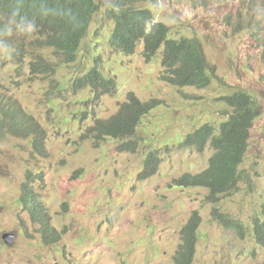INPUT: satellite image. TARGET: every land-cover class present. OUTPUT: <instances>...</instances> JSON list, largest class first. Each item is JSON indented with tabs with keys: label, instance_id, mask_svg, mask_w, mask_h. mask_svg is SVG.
I'll return each mask as SVG.
<instances>
[{
	"label": "rangeland",
	"instance_id": "rangeland-1",
	"mask_svg": "<svg viewBox=\"0 0 264 264\" xmlns=\"http://www.w3.org/2000/svg\"><path fill=\"white\" fill-rule=\"evenodd\" d=\"M145 6L153 23L168 27L169 38L201 43L218 80L205 89L176 88L159 79L160 54L145 59L141 43L132 55L115 51L103 2L73 63L64 64L51 48L31 51L18 49L19 41L18 47L0 41V93L35 119L46 139L44 152L37 153L30 139L0 133V264H171L193 211L202 220L193 264H264V248L253 237L255 220L264 221V111L250 130L237 192L213 205L205 201L207 189L169 185L207 168L208 145L198 152L180 143L201 125L226 119L222 96L244 90L264 106V0H155ZM256 18L260 25L250 27L246 20ZM37 54L54 65L53 73L31 70ZM93 67L117 87L97 103L90 89L73 90ZM129 93L141 102L159 101L139 124L137 151L119 152L114 139H87L94 120L115 114ZM149 151L158 153L160 164L141 180ZM27 172L43 176L34 189L51 226L62 233L58 243L39 238L19 203ZM214 206L243 233L214 220ZM4 235L11 236L9 244Z\"/></svg>",
	"mask_w": 264,
	"mask_h": 264
},
{
	"label": "trees",
	"instance_id": "trees-1",
	"mask_svg": "<svg viewBox=\"0 0 264 264\" xmlns=\"http://www.w3.org/2000/svg\"><path fill=\"white\" fill-rule=\"evenodd\" d=\"M100 2L104 4L106 19L113 23L108 43L115 51L132 55L138 43L142 42V55L150 59L162 49V75L159 79L176 88L205 89L218 80L215 65L208 62L197 39H169L167 26L162 23L151 24L153 15L149 8H145V4L151 5L155 0H0V41L17 47L21 45L20 49L31 51L51 48L64 64L73 63L91 20L100 9ZM246 22L255 28L260 25L261 18L254 21L247 19ZM242 23L239 18L236 26L240 29ZM149 24L152 26L147 31ZM23 41H28L27 45ZM30 67L33 72H54V65L38 54L36 60L30 62ZM77 88L90 89L92 100L97 103L102 96L114 93L117 87L112 79L104 77L97 67H93L75 80L73 90ZM219 101L225 108L226 119L217 126L211 123L201 125L180 143V146L194 148L198 152L208 145L212 154L207 168L198 174L185 173L169 184L182 189H207L205 201L213 205L219 203L221 197L230 196L239 190L242 181L239 166L247 150L250 130L264 111V106H260L256 98L242 90L222 96ZM158 105L156 99L141 102L133 93H129L127 102L115 114L105 120H94L85 136L97 142L105 138L114 139L118 142L119 152L135 153L139 145V124ZM0 133L28 138L37 153L44 152L46 139L39 123L26 114L16 101L1 93ZM159 164L158 153L149 151L139 178L144 180L152 177ZM20 200L37 226L39 238L46 245L57 241L59 235L51 228V217L29 183L22 185ZM211 216L222 226L243 233L242 226L222 213L218 206L212 207ZM201 222L198 212L193 211L181 229V243L171 264H193ZM253 237L256 244L264 248V221L255 220Z\"/></svg>",
	"mask_w": 264,
	"mask_h": 264
},
{
	"label": "clouds",
	"instance_id": "clouds-1",
	"mask_svg": "<svg viewBox=\"0 0 264 264\" xmlns=\"http://www.w3.org/2000/svg\"><path fill=\"white\" fill-rule=\"evenodd\" d=\"M261 20H262V18H261ZM152 24H154V23H152ZM168 33H169V32H168ZM168 38H169V37H168ZM169 39H171V38H169ZM140 43H141L142 46H143V43H142V42H140ZM140 43H138V44H140ZM137 46H138V45H137ZM158 54H160V56H162V49H160V50L156 53V55H158ZM156 55H155V56H156ZM155 56H154V57H155ZM160 64H161V60H160ZM236 91H237V90H236ZM242 91H244V90H242ZM245 92H246V91H245ZM248 94H249V93H248ZM250 95H251V94H250ZM225 96H227V95H225ZM7 97H8V96H7ZM28 180H29V181H28ZM42 180H43V176H42V175H40V174H33V173H31V172H27L26 175H25L24 182H22V184H21V186H20L19 203L21 204L22 209L26 212V214H27V216H28V218H29V220H30V222H31L32 224H34V223L32 222L31 217L29 216L27 210L24 208V206H23V204L21 203V200H20L21 193H22V185H23L24 183H29V185H30L31 188H32L33 193L36 194V195L38 196V198H39V200L42 202V204H43V206H44L46 212H48V209L46 208V206H45L43 200L41 199L40 194L34 189V182H35V181L41 182ZM48 214H49V212H48ZM49 215H50V214H49ZM50 217H51V216H50ZM34 225H35V224H34ZM51 228L54 229L52 226H51ZM23 230L26 231L27 229L24 228ZM54 231H55V229H54ZM55 232H56L59 236L57 237L58 240L55 241V242H53V244L60 242V241H61V237H62V233H61V232H58V231H55Z\"/></svg>",
	"mask_w": 264,
	"mask_h": 264
},
{
	"label": "bare ground",
	"instance_id": "bare-ground-1",
	"mask_svg": "<svg viewBox=\"0 0 264 264\" xmlns=\"http://www.w3.org/2000/svg\"><path fill=\"white\" fill-rule=\"evenodd\" d=\"M153 4H155V2H153L152 5H153ZM145 8L147 9L148 7L145 6ZM151 14H152V13H151ZM152 15H153V14H152ZM152 23H153V20H152ZM152 23H151V24H152ZM157 23H161V22H157ZM157 23H155V24H157ZM151 24H149V25L147 26V31L150 30V28H151V26H152ZM258 43H259V42H258ZM18 49H19V47H18ZM37 62H38V61H37ZM44 63H45V62H44ZM246 236H247V235H246Z\"/></svg>",
	"mask_w": 264,
	"mask_h": 264
},
{
	"label": "water",
	"instance_id": "water-1",
	"mask_svg": "<svg viewBox=\"0 0 264 264\" xmlns=\"http://www.w3.org/2000/svg\"><path fill=\"white\" fill-rule=\"evenodd\" d=\"M9 237V238H8ZM6 238H8V239H6ZM11 238V236L10 235H4L3 236V239L7 242V244H9V239Z\"/></svg>",
	"mask_w": 264,
	"mask_h": 264
}]
</instances>
